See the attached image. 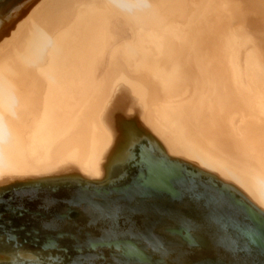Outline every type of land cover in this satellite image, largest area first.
Wrapping results in <instances>:
<instances>
[{
    "label": "bare ground",
    "instance_id": "1",
    "mask_svg": "<svg viewBox=\"0 0 264 264\" xmlns=\"http://www.w3.org/2000/svg\"><path fill=\"white\" fill-rule=\"evenodd\" d=\"M117 73L126 82L112 89ZM151 160L219 183L264 218V0H0V187L21 185L0 197L56 219L77 206L136 243L130 200L30 188L117 187ZM31 227L43 243L60 232ZM90 237L81 244L108 241ZM14 249L0 264L71 257Z\"/></svg>",
    "mask_w": 264,
    "mask_h": 264
},
{
    "label": "water",
    "instance_id": "2",
    "mask_svg": "<svg viewBox=\"0 0 264 264\" xmlns=\"http://www.w3.org/2000/svg\"><path fill=\"white\" fill-rule=\"evenodd\" d=\"M30 189L48 196L57 193L60 198L73 193L95 192L113 204L122 203V207L130 200L128 205L137 208L135 214L122 210L135 226L142 227L149 235V238L137 239L136 243L105 237L107 242L80 244L91 251L75 247L73 253L67 254L71 257L64 264H90L94 254L103 260L113 257L121 264H264V218L230 190L191 170L151 160L144 162L134 177L117 187L69 185ZM109 190L115 192L111 197L107 196ZM69 211L64 208L58 217L63 219ZM67 234L60 231L53 235V242H34L42 248H53L62 245ZM246 241L248 245H244ZM111 247H121L122 251L117 254L110 250ZM95 248H107L108 253L95 252Z\"/></svg>",
    "mask_w": 264,
    "mask_h": 264
},
{
    "label": "flooded vegetation",
    "instance_id": "3",
    "mask_svg": "<svg viewBox=\"0 0 264 264\" xmlns=\"http://www.w3.org/2000/svg\"><path fill=\"white\" fill-rule=\"evenodd\" d=\"M110 186H112V184L107 185L106 187H110ZM114 191L112 190L111 195L108 194L107 196L108 197L113 196L112 194L115 193ZM43 195H47V194L43 193ZM50 197L59 199L60 194L58 195L57 193H52V195L50 194ZM120 198H122V195H120ZM10 199H11L10 197H4L2 203L0 204L2 205L3 208L5 205L7 206L4 208L5 210H2V212H0V237H5L14 232H20L25 236L32 237L34 241L36 240L37 243H42L43 241L42 238H38V237L35 238V236L32 233H30V230L33 229L31 226L35 224V221L36 222L39 221L41 227L48 229L49 228L54 229L56 227V229L68 233V235L66 236L67 238L66 240H64L63 244L62 245L57 244L55 247L52 248V251L73 253L74 252L73 248H75L76 246L82 243V240L80 239L91 238L90 235H88V233H93V232L95 233L98 230V232L100 233L102 232L104 237L111 236L110 230L106 229V227L102 226L101 224H98V227H96L94 225L95 222L99 223L95 221L96 218H94V216L93 217L91 216V218L89 217L88 219L85 218V216H83L82 214L83 212L77 206L68 207L70 211L61 220L59 218L58 219L53 218L52 215H43V216L32 215L31 213H28V211H26L25 215H22L20 211H18L15 207L11 205ZM4 215H6V217ZM131 222L133 225L129 226L130 230L128 231H126L127 229L119 230L117 228L115 229V231L119 232L120 233L119 235H121V233L122 235H124V232L126 231L127 233H129V236L135 237L136 240L142 239L143 237L149 238V235H147V232H145V230L142 229V227L135 226L133 220ZM50 225H52V227H49ZM134 232L136 233L134 234L135 236L133 235ZM69 234H72L73 237L72 236L70 237ZM77 234L79 236L80 234L83 235L81 236L82 238H77V236L74 237V235ZM23 235H18L16 239L17 240L22 239V237H24ZM21 241L22 242H19V240L17 242L13 241L11 247L13 249L17 248L16 250H35V251L43 250L41 245L35 244L34 241L28 242L25 241L24 239H22ZM23 245H25V247H32L34 249H22ZM63 248H65V250ZM111 248L113 249V247ZM14 250H1V251H14Z\"/></svg>",
    "mask_w": 264,
    "mask_h": 264
},
{
    "label": "rangeland",
    "instance_id": "4",
    "mask_svg": "<svg viewBox=\"0 0 264 264\" xmlns=\"http://www.w3.org/2000/svg\"><path fill=\"white\" fill-rule=\"evenodd\" d=\"M125 32H122L121 33V35L122 36H125ZM117 74H118V77H117ZM115 76H113V78L114 77H117V78H114L115 79V81L113 80V78L111 79V81H110V83L112 82V80L115 82V84H114V82H112V84H110L108 87H111V86H114L115 88H112V89H120V86H122V84H124L126 81H120V78H122V74H120V73H117ZM126 75V74H125ZM121 76V77H120ZM126 76H128V77H130V76H132V74H130V76H129V74L128 75H126ZM134 76H137V75H134L133 74V76L132 77H130L129 78V80H134V82H136L137 83V85H139V86H141V87H143L144 86V84H145V80L142 78V77H139V76H137L139 79H140V81L141 82H139V80H138V78L137 77H134ZM132 78H134V79H132ZM137 78V79H136ZM122 80V79H121ZM136 80H138V82L136 81ZM143 80V81H142ZM116 82H117V84H116ZM133 82V83H134ZM143 82V83H142ZM135 84V83H134ZM136 85V84H135ZM143 85V86H142ZM144 88H146V87H144ZM147 88H148V86H147ZM146 88V89H147ZM107 89H110V88H107ZM153 101H150V104L152 103ZM200 177H202V178H206V177H203V176H200ZM216 184L217 185H219V183H217L216 182ZM49 185H51V186H53V184H49ZM67 184L66 183H61V182H59V183H57L56 184V186H66ZM19 186H21L20 184H13V185H8V186H2V187H0V192L1 193H5V192H8V191H10V190H12V189H15V188H18ZM2 189V190H1ZM235 196L236 197H239L237 194H235ZM5 207H7L6 205L4 206V208ZM3 207H2V205H0V212H2V210H5L4 208L2 209ZM5 217H6V215H4ZM7 235V234H6ZM18 235H23V234H21L20 232H14V233H12V234H10V235H7V236H5V237H0V250H10V249H13L11 246H12V242L13 241H15V242H17L18 240H19V242H22L21 240L22 239H24L25 241H28V242H32V241H34V239L32 238V237H29V236H25V235H23L24 237H22V239H16L17 238V236ZM12 237H14V238H12ZM28 246V245H27ZM22 249H34V248H32V247H25V245H23V247H22ZM93 257V263H90V264H113V263H111V261H107V260H103V259H101L100 257H99V255H97V254H94V256H92ZM92 262V261H91ZM114 264H121L120 263V261H117L116 263H114Z\"/></svg>",
    "mask_w": 264,
    "mask_h": 264
}]
</instances>
